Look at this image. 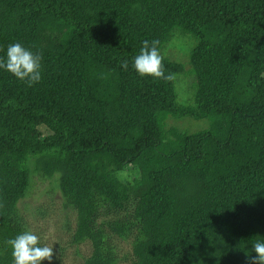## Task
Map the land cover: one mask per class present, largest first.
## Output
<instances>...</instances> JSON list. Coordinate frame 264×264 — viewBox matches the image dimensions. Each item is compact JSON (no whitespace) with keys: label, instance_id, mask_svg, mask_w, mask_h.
<instances>
[{"label":"trees","instance_id":"1","mask_svg":"<svg viewBox=\"0 0 264 264\" xmlns=\"http://www.w3.org/2000/svg\"><path fill=\"white\" fill-rule=\"evenodd\" d=\"M176 31L195 42L189 105L177 92L188 67L164 50ZM145 40L171 79L133 69ZM17 42L42 53L43 78L0 70V264L33 231L21 204L35 179L60 192L83 264H251L264 237V0H0V56ZM171 117L210 128L188 134Z\"/></svg>","mask_w":264,"mask_h":264},{"label":"rangeland","instance_id":"2","mask_svg":"<svg viewBox=\"0 0 264 264\" xmlns=\"http://www.w3.org/2000/svg\"><path fill=\"white\" fill-rule=\"evenodd\" d=\"M179 31L174 32V38L171 43L164 49L165 54H170L171 59L175 62L181 63L188 67V70L182 74L177 82L178 102L180 105H189L194 96L195 91V79L191 77L192 70H190L189 58L193 45L195 42L190 43L188 39L179 37ZM193 46V47H192ZM192 102V101H191ZM170 121V122H169ZM168 121V126L178 127L182 131L188 134L198 133L210 128V122L207 119L195 120L189 117L174 118ZM32 193L25 202L21 204V210L28 219L30 228L34 233L44 238V243L50 247H54V258L52 261L54 264H83L81 257H77L76 250L72 247L67 248V235L64 236L65 232L63 226L66 224V214L63 210V201L61 194L58 190L51 188L50 182H42L35 179ZM50 210V215L44 218L42 215L37 214L39 209ZM69 212V211H68ZM62 246L66 249L64 257H59L58 247ZM82 252H89L87 247L81 248ZM130 250L127 247L122 250L123 254H126ZM87 252V253H88ZM51 264V263H49Z\"/></svg>","mask_w":264,"mask_h":264},{"label":"clouds","instance_id":"3","mask_svg":"<svg viewBox=\"0 0 264 264\" xmlns=\"http://www.w3.org/2000/svg\"><path fill=\"white\" fill-rule=\"evenodd\" d=\"M158 44L157 40L143 41L132 67L141 77L171 79V75H165ZM0 70L11 73L17 80L32 87L42 81L43 55L21 43H11L4 56H0ZM252 241V251L256 255L250 257L251 264H264V237L257 236ZM7 244L11 248L13 264H43L44 261L53 260L54 247L43 243L41 237L31 230L19 232Z\"/></svg>","mask_w":264,"mask_h":264}]
</instances>
